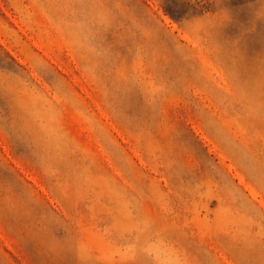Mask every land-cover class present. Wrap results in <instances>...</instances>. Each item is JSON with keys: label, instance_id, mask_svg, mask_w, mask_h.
Listing matches in <instances>:
<instances>
[{"label": "rangeland", "instance_id": "rangeland-1", "mask_svg": "<svg viewBox=\"0 0 264 264\" xmlns=\"http://www.w3.org/2000/svg\"><path fill=\"white\" fill-rule=\"evenodd\" d=\"M0 264H264V0H0Z\"/></svg>", "mask_w": 264, "mask_h": 264}]
</instances>
